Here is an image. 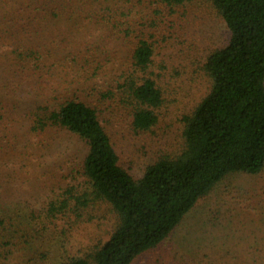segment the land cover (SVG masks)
<instances>
[{
	"label": "trees",
	"instance_id": "16d2710c",
	"mask_svg": "<svg viewBox=\"0 0 264 264\" xmlns=\"http://www.w3.org/2000/svg\"><path fill=\"white\" fill-rule=\"evenodd\" d=\"M186 1L0 0V85L14 95L25 88L33 134L53 128L84 150L79 180L54 191L34 218H79L98 202L117 215L101 247L59 264H132L225 177L264 170V0H212L229 40L206 58L210 91L182 118V149L159 157L139 178L120 163L105 113L126 104L135 131L156 125L165 100L151 70L157 20L163 5ZM47 237L64 238L55 230ZM248 264H264V256Z\"/></svg>",
	"mask_w": 264,
	"mask_h": 264
},
{
	"label": "rangeland",
	"instance_id": "374dc122",
	"mask_svg": "<svg viewBox=\"0 0 264 264\" xmlns=\"http://www.w3.org/2000/svg\"><path fill=\"white\" fill-rule=\"evenodd\" d=\"M161 9L151 68L159 75L165 98L157 110L158 122L149 131L137 132L126 104L105 113L120 163L134 178L159 157L182 149V118L210 91L206 58L229 40L212 0ZM118 50L117 57L124 60L125 51ZM24 89L17 87L14 95L7 84L4 89L0 85V264H59L87 257L109 239L117 215L110 205L98 202L79 218L71 213L34 218L54 191L79 180L84 150L73 136L53 128L31 132L24 117ZM48 230L47 236L55 230L64 238L60 243L48 239ZM45 251L48 257L42 256ZM251 256H264V170L225 177L159 247L132 264H248Z\"/></svg>",
	"mask_w": 264,
	"mask_h": 264
}]
</instances>
